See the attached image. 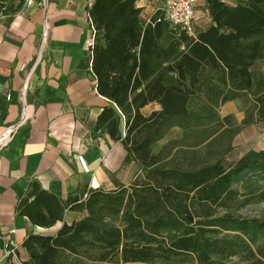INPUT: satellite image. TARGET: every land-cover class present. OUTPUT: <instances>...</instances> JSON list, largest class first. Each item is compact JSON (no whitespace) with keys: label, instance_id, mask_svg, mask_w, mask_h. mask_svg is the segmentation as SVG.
Wrapping results in <instances>:
<instances>
[{"label":"trees","instance_id":"16d2710c","mask_svg":"<svg viewBox=\"0 0 264 264\" xmlns=\"http://www.w3.org/2000/svg\"><path fill=\"white\" fill-rule=\"evenodd\" d=\"M138 1H95L90 57L98 94L113 103L96 132L120 143L144 178L66 200L31 182L17 212L40 228L63 225L28 236L25 264H264V209L241 213L264 205V150L229 165L202 155L231 127L225 104L249 98L245 123L264 124V71H253L264 63V0H205L210 22L199 31L160 11L144 22ZM25 3L0 0V17ZM175 127L182 139L156 153ZM67 212L81 217L67 223Z\"/></svg>","mask_w":264,"mask_h":264},{"label":"crops","instance_id":"0c3cea01","mask_svg":"<svg viewBox=\"0 0 264 264\" xmlns=\"http://www.w3.org/2000/svg\"><path fill=\"white\" fill-rule=\"evenodd\" d=\"M95 1L34 0L17 14L0 17V136H11L0 149V261L9 244L17 247V259L0 264H25L28 236L52 235L63 225L40 228L17 212L31 182L62 200L86 186L111 190L106 183L117 161L127 157L120 143L96 132L100 114L113 103L98 94L91 69L88 14ZM165 2L139 0L142 21L148 22ZM201 7L205 20L197 23L199 28L210 22L205 0H198L197 11ZM25 113L28 120L20 123ZM79 155L87 159L91 174L82 171ZM80 217L67 212L65 221Z\"/></svg>","mask_w":264,"mask_h":264},{"label":"rangeland","instance_id":"374dc122","mask_svg":"<svg viewBox=\"0 0 264 264\" xmlns=\"http://www.w3.org/2000/svg\"><path fill=\"white\" fill-rule=\"evenodd\" d=\"M198 13V14H197ZM196 13V18L193 23V29L199 31L197 26L200 21L205 20L203 7ZM253 71H264V63H257ZM249 99L235 101L226 104L220 108V116L222 118L230 117L232 120L231 127L227 130L224 136L215 144L203 151V156L208 160H213L219 155H223V162L227 165L235 162L240 154L248 149L261 150L264 149V124H247L245 120L252 109ZM155 106L147 107L143 110L144 114H149L154 110ZM183 137L182 130L175 127L173 128L166 138L160 141L154 148L156 153H160L175 141H180ZM230 150V151H227ZM179 151L176 149L173 154L166 160V165L173 166L174 153ZM226 153V154H225ZM179 156L176 161L179 160ZM175 161V162H176ZM168 163V164H167ZM171 163V165H169ZM175 164V163H174ZM144 173L142 169L135 164L129 157L119 159L115 165L110 182L106 183L107 188H119L126 186L134 180H143ZM264 205H252L241 213L249 217H257L261 215Z\"/></svg>","mask_w":264,"mask_h":264},{"label":"built area","instance_id":"2783aa9c","mask_svg":"<svg viewBox=\"0 0 264 264\" xmlns=\"http://www.w3.org/2000/svg\"><path fill=\"white\" fill-rule=\"evenodd\" d=\"M34 0H26V5L32 6ZM198 0H166L165 6L160 10L164 14V19L171 26L175 28L187 29L189 31L193 30V23L196 18ZM89 22L91 25L90 17L88 14ZM93 31V28L91 27ZM93 38L91 40L90 47L93 45ZM27 109V107H26ZM28 120L27 113L24 114L20 123ZM11 140L10 135L0 136V149L7 146ZM78 162L82 171L85 174H91V169L88 165L87 159L83 155L78 156ZM15 231H11L10 234H14ZM8 258L17 259V247L9 244L5 251L3 258L0 263Z\"/></svg>","mask_w":264,"mask_h":264}]
</instances>
